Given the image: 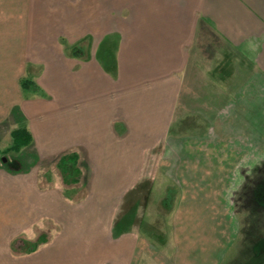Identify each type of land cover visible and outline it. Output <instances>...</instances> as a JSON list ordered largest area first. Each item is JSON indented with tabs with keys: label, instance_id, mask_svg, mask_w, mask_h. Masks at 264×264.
Listing matches in <instances>:
<instances>
[{
	"label": "crops",
	"instance_id": "1",
	"mask_svg": "<svg viewBox=\"0 0 264 264\" xmlns=\"http://www.w3.org/2000/svg\"><path fill=\"white\" fill-rule=\"evenodd\" d=\"M220 1L196 0V12L219 22L227 13L225 20H237L240 10L253 15L254 24L225 28L229 37H237L239 45L264 38L253 13L264 17V0H250V13L240 0ZM123 7L136 10L123 15ZM179 15L162 13L161 0H0V132L3 122L25 117L32 136L27 145L35 142L43 162L76 150L84 183L80 197L68 199L58 184L39 188L31 172L4 173L0 167V238L7 219L9 227L13 223L8 252L16 234L34 224L54 225L35 250L9 253V264H135L146 256V238L119 214L127 193L151 178L142 170L146 151L167 138L169 148L176 147L168 137L180 84L173 73L186 62L177 22L193 21ZM260 48L257 64L264 68V40ZM22 77L39 90H23ZM250 146L252 158H258L257 143ZM168 176L175 189L184 182ZM222 250L215 254L203 245L201 256L191 259L220 264L227 254ZM177 256L182 255L170 260ZM185 259L191 261L187 254ZM258 260L264 264V254Z\"/></svg>",
	"mask_w": 264,
	"mask_h": 264
},
{
	"label": "rangeland",
	"instance_id": "2",
	"mask_svg": "<svg viewBox=\"0 0 264 264\" xmlns=\"http://www.w3.org/2000/svg\"><path fill=\"white\" fill-rule=\"evenodd\" d=\"M174 1L177 6L169 5L170 0H161L162 13H179L182 17L189 14L193 19L177 22L182 31L176 40L184 46L186 62L173 73L178 75L180 84L168 137L176 147L169 148L167 138L146 151L142 170L151 178L140 181L127 193L120 208V212L126 213H120L119 218L137 226L147 240V254L135 260V264H201L191 258L200 257L203 245L208 244L215 254L219 249H223L222 254L227 252L220 264H257L258 256L264 254V229H260L264 215L248 216L242 193L258 172L257 165L264 162V68L257 64L264 38L248 39L239 45L238 38L229 37L225 30L232 29L233 25L252 26L253 15L248 17L236 10L237 20H225L227 13L223 21L219 15L216 22L196 12V0ZM240 2L249 13L253 10L250 0ZM123 8V15L132 16L136 10ZM209 9H213L212 1ZM222 10L228 11L227 7ZM253 13L257 23L264 27V17L254 10ZM119 40L120 34L115 33V52ZM114 76L117 77L116 63ZM16 122L10 118L1 124L2 171L31 172L39 179V188L58 184L68 199L80 197L84 183L80 182L83 172L78 159V174L71 172L69 164L58 165L62 155L77 154L76 150L51 154L44 162L34 141L18 151L12 150L10 131L27 123V119L20 116ZM250 143L252 147L257 143L256 159L252 158ZM170 164H176L175 168ZM173 174L184 180H179L181 184L176 189L168 176ZM72 178L78 180L72 182ZM8 222L0 238L3 256L0 255V264H9L10 254L24 252L39 237L47 239L54 230L50 221L34 224L11 239L15 247L12 249L10 243L8 252L5 241L13 230V223L9 227ZM252 240L258 243L250 246ZM174 254L182 256L170 260ZM186 254L191 261L185 259ZM248 254L254 255V260Z\"/></svg>",
	"mask_w": 264,
	"mask_h": 264
},
{
	"label": "trees",
	"instance_id": "3",
	"mask_svg": "<svg viewBox=\"0 0 264 264\" xmlns=\"http://www.w3.org/2000/svg\"><path fill=\"white\" fill-rule=\"evenodd\" d=\"M19 84L23 90L26 91H38V85L27 77H22L19 80ZM10 136L12 138V143L10 145V149L18 151L22 146L27 145L31 139V133L26 127L24 123L17 125L12 128L10 131ZM78 156L75 153L62 155L59 158L58 165H66L69 164L72 166V171L74 173L79 172V168L77 167ZM65 171L66 169L63 168ZM68 175V173H67ZM254 179L245 187L243 190V200L245 202L244 209L248 210V216L256 217L264 215V165L259 168L258 172L255 174ZM77 178H72V182H76ZM118 224V222H117ZM262 225V223H260ZM261 227V226H260ZM253 238H249L251 240ZM46 239L44 237H39L35 243H32L31 246L23 249L24 252H30L35 250L36 247L44 242ZM14 243H11V248L14 249Z\"/></svg>",
	"mask_w": 264,
	"mask_h": 264
},
{
	"label": "water",
	"instance_id": "4",
	"mask_svg": "<svg viewBox=\"0 0 264 264\" xmlns=\"http://www.w3.org/2000/svg\"><path fill=\"white\" fill-rule=\"evenodd\" d=\"M2 160L4 161L5 160V157H2Z\"/></svg>",
	"mask_w": 264,
	"mask_h": 264
}]
</instances>
